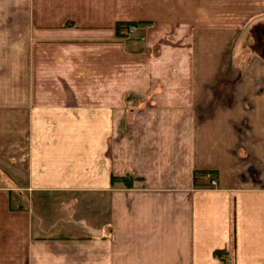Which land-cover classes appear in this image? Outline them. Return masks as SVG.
<instances>
[{
    "label": "crops",
    "instance_id": "obj_1",
    "mask_svg": "<svg viewBox=\"0 0 264 264\" xmlns=\"http://www.w3.org/2000/svg\"><path fill=\"white\" fill-rule=\"evenodd\" d=\"M221 4L0 0V264H264V52Z\"/></svg>",
    "mask_w": 264,
    "mask_h": 264
},
{
    "label": "rangeland",
    "instance_id": "obj_2",
    "mask_svg": "<svg viewBox=\"0 0 264 264\" xmlns=\"http://www.w3.org/2000/svg\"><path fill=\"white\" fill-rule=\"evenodd\" d=\"M221 1L223 22L232 18L238 26H241L242 23H246L247 26L240 36V42H244L245 45L246 43L252 45L250 47L253 48V50L264 52V16L260 15V12L263 9H261L260 5H256L258 3L260 4L263 0H242L241 2H237V4L231 2V0ZM136 30L137 32L134 36H125L120 32V35L122 36L121 39L140 42L146 41L145 31L138 29V27H136Z\"/></svg>",
    "mask_w": 264,
    "mask_h": 264
},
{
    "label": "built area",
    "instance_id": "obj_3",
    "mask_svg": "<svg viewBox=\"0 0 264 264\" xmlns=\"http://www.w3.org/2000/svg\"><path fill=\"white\" fill-rule=\"evenodd\" d=\"M120 32H121V34L122 35H127V36H130V35H132V36H134L135 35V33L137 32V30H136V26H129V27H122L121 29H120ZM211 184L212 185H215V182L212 180L211 181Z\"/></svg>",
    "mask_w": 264,
    "mask_h": 264
},
{
    "label": "trees",
    "instance_id": "obj_4",
    "mask_svg": "<svg viewBox=\"0 0 264 264\" xmlns=\"http://www.w3.org/2000/svg\"><path fill=\"white\" fill-rule=\"evenodd\" d=\"M126 25H129V24H126Z\"/></svg>",
    "mask_w": 264,
    "mask_h": 264
}]
</instances>
